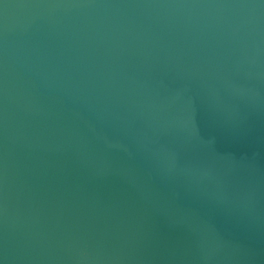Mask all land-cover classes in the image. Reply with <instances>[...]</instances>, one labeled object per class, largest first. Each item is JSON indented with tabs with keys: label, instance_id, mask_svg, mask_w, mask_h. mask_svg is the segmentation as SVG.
I'll use <instances>...</instances> for the list:
<instances>
[{
	"label": "water",
	"instance_id": "water-1",
	"mask_svg": "<svg viewBox=\"0 0 264 264\" xmlns=\"http://www.w3.org/2000/svg\"><path fill=\"white\" fill-rule=\"evenodd\" d=\"M0 264H264V0H0Z\"/></svg>",
	"mask_w": 264,
	"mask_h": 264
}]
</instances>
